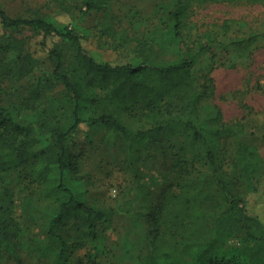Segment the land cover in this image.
<instances>
[{
    "label": "trees",
    "instance_id": "16d2710c",
    "mask_svg": "<svg viewBox=\"0 0 264 264\" xmlns=\"http://www.w3.org/2000/svg\"><path fill=\"white\" fill-rule=\"evenodd\" d=\"M79 1L83 15L102 13L100 37L117 47L134 44L143 61L132 66L94 60L83 45L88 32L73 23L68 6L62 7L71 19L66 24L40 15L11 17L0 7L4 33L28 28L38 38L33 51H25V42L11 37L0 43V69L6 62L7 79L23 83L32 77L40 54L52 66L48 75L36 79L33 97L0 101V175L18 173L17 179L35 183L39 194L52 197L55 206L46 221L45 249L37 247L38 253L49 252L50 264H75L71 253L80 246L78 235L95 240L112 215L129 212L121 205L91 206L77 187L66 183L76 172L72 135L86 123L109 128L135 152L131 164L155 165L151 169L169 188L179 189L177 194L172 190L160 194L158 204L146 212L154 226L153 242L139 264H264V206L248 208L239 196V188L257 172V150L237 143L231 172L223 169L221 145L235 131L223 122L218 107L203 102L213 96L211 79L194 83V65L229 26L225 21L217 30L192 36L190 6L235 0H152L148 11L131 4L117 6L115 0ZM258 37L250 34L236 43L252 44ZM57 87L56 96L41 98L42 90L50 93ZM137 106L146 111L145 121L130 130L123 114ZM38 130L48 135L42 148H37ZM167 132L183 139L177 144L164 142ZM13 206L11 189L0 183V264L15 251Z\"/></svg>",
    "mask_w": 264,
    "mask_h": 264
},
{
    "label": "rangeland",
    "instance_id": "374dc122",
    "mask_svg": "<svg viewBox=\"0 0 264 264\" xmlns=\"http://www.w3.org/2000/svg\"><path fill=\"white\" fill-rule=\"evenodd\" d=\"M115 1L117 6L131 4L148 11L152 0ZM63 6L72 9L73 23L87 30L83 45L94 60L132 66L143 61L134 51V44L117 47L111 40L100 37L98 25L102 13L91 11L83 15L81 12L85 8L79 0H0V7L11 17L29 19L40 15L53 19L57 24L71 22ZM190 11L192 36L205 30H217V25L225 21L228 23L229 30L218 34V42L211 44L194 65V83H207V79H211L213 96L206 97L203 102L218 107L223 122L235 131V135L226 138L221 145L223 169L231 172L237 143L256 148L257 172L250 182L239 188V196L248 208L253 204L264 206V0L192 4ZM122 26L126 27L125 20ZM250 34L259 35L254 43H236ZM10 37L24 41L25 51L38 48V38L30 29L23 28L10 35L4 33L0 25V43L5 44ZM165 55L169 57L171 53L165 52ZM38 60L33 76L23 83L9 81L5 74L6 62H2L5 68L0 69L1 102L16 101L21 95L34 96L36 79L52 71L45 55L40 54ZM59 90L57 87L47 93L44 89L40 96L44 99L48 95L56 96L55 92ZM145 113L142 106L135 107L132 113L123 114L124 124L130 130L141 128ZM38 135L40 144L37 148H42L48 144V135L40 130ZM72 136L71 152L75 157L76 172L67 176L66 183L77 187L79 195L91 206L115 208L121 205L129 210L112 215L106 229L100 231L95 240L78 235L80 246L73 248L72 261L75 264H90L92 261L99 264H139V260L150 252L153 242L154 226L146 212L158 204L160 194L167 190L177 194L178 187L169 188L161 174L151 169L155 165L131 164L130 159L135 157V152L129 151L126 144L104 125L81 123ZM182 139L172 132L163 136L164 142L174 144ZM202 169L198 167V170ZM17 175L16 172L0 175V183L7 185L13 193L12 218L17 225L16 237L12 239L14 255L6 254L3 264H50L51 254L46 251L39 254L36 249H45L46 221L55 207L53 199L43 198L39 194L40 187L35 183L29 184L28 180L17 179ZM188 190L192 192L191 188ZM13 258H18V261L14 262Z\"/></svg>",
    "mask_w": 264,
    "mask_h": 264
}]
</instances>
